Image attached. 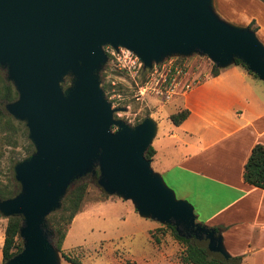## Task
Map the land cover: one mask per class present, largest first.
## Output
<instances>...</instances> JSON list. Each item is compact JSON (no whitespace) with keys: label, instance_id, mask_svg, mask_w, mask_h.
<instances>
[{"label":"water","instance_id":"1","mask_svg":"<svg viewBox=\"0 0 264 264\" xmlns=\"http://www.w3.org/2000/svg\"><path fill=\"white\" fill-rule=\"evenodd\" d=\"M212 2L0 0V68L18 94L4 109L25 123L34 146L13 167L20 192L0 201L5 218L22 219L23 249L4 264H55L46 218L88 174L142 217L171 225L181 238L205 239L210 252L229 258L221 235L197 224L193 207L152 172L145 152L155 122L147 117L129 128L114 120L97 77L111 47L135 54L145 70L174 54L198 53L218 69L238 60L264 84V47L251 29L218 19ZM67 76L73 79L63 92Z\"/></svg>","mask_w":264,"mask_h":264},{"label":"crops","instance_id":"2","mask_svg":"<svg viewBox=\"0 0 264 264\" xmlns=\"http://www.w3.org/2000/svg\"><path fill=\"white\" fill-rule=\"evenodd\" d=\"M232 2L241 9L240 27L254 22L255 36L264 47V5L259 0ZM179 106L188 111L179 126L172 124L170 115L153 120L152 172L185 185V199L192 197L193 205L176 199L189 203L194 212L198 206L203 226L225 228L220 235L228 257H240V264H264V190L242 178L252 147L264 145L263 82L233 64L200 80L181 97ZM4 230L0 218V264ZM172 244L152 247L146 255L132 250L128 254L135 264H180L177 255L182 249L177 241Z\"/></svg>","mask_w":264,"mask_h":264},{"label":"rangeland","instance_id":"3","mask_svg":"<svg viewBox=\"0 0 264 264\" xmlns=\"http://www.w3.org/2000/svg\"><path fill=\"white\" fill-rule=\"evenodd\" d=\"M236 1L243 3L245 0ZM212 8L218 19L232 26H242L239 15L241 9L239 6L234 5L232 0H213ZM234 10L235 15H233ZM249 26L256 28L255 24L251 25L250 23ZM170 60H176L177 63L187 62L193 67L194 76H199L200 80L212 74L214 66L206 56L198 53H192L188 56L174 54L165 58L160 64L153 62L151 70H146L147 72L140 70L134 75L117 69L112 64V59H108L107 63L97 72V77L105 100L110 104L111 109L115 110L114 120H119L127 127L134 128L147 117L159 121L168 115L182 111V107L179 106L181 97H174L168 102L156 99L153 96L137 100L138 88L148 79L158 77L157 72L161 71L160 66ZM0 72L2 78L6 80V70L0 68ZM72 79V76L64 78L60 83L62 90L65 84L71 85ZM0 108L6 114L4 106L0 105ZM12 120L16 131L8 132L5 128L0 127V183L2 185H13L14 189L19 187L20 192V185L14 178L13 167L18 162L29 158L27 157V147L30 140L28 139V133L26 136L24 135L25 129H27L25 123L13 118ZM118 129L117 126H113L110 131L114 133ZM162 178L167 187L174 192L176 198L186 200L193 205L192 197L189 196L185 199V195H187L185 185L178 183L176 178L174 180L166 177ZM80 183L86 184L87 189L78 213L69 224L67 237H65L66 239L62 245V253L65 255L79 261L80 264H135V261L129 256L128 250L144 252L143 255H146L153 249L152 247L165 249L176 242L174 227L142 217L135 210L130 200L104 193L97 184V175L88 174L71 183L65 195L61 198L59 207L55 208L50 215H66L65 212H62L64 198ZM96 203L98 204L96 205ZM194 213L196 223L204 225L203 211L197 206ZM0 218L2 219V225L6 227L7 218L1 212ZM46 221V229L53 231L51 221ZM147 234L151 236L150 241ZM18 239L23 246V239L20 236H18ZM179 246L181 249L183 248L181 244ZM55 258V264H70L61 257V253L58 251ZM139 262L137 261V263ZM148 264L157 263L150 262Z\"/></svg>","mask_w":264,"mask_h":264},{"label":"trees","instance_id":"4","mask_svg":"<svg viewBox=\"0 0 264 264\" xmlns=\"http://www.w3.org/2000/svg\"><path fill=\"white\" fill-rule=\"evenodd\" d=\"M259 1L264 5V0ZM252 24H254V22H252L251 25ZM248 28L253 32L256 31V28H251L250 26ZM234 64L245 67L238 60H235ZM142 70L145 69L142 67ZM144 72L147 71L145 70ZM218 73L219 69L216 66H213L211 75L217 76ZM68 87V84H65L63 90H66ZM17 98L18 94L14 86L7 79L4 80L0 72V105L4 106L7 103L15 101ZM187 116L188 111L182 110L177 113L171 114L169 116V119L173 125L179 126L187 118ZM0 127L5 128L8 132H11L12 130L14 132L15 130L12 117L7 113L5 114L4 112H2L1 108ZM27 133L28 131L27 129H25L24 135L26 136ZM27 152V157H29L34 152V146L31 142L28 143ZM154 154V149L149 146L145 152V158L147 160H151ZM242 178L245 184L264 190V145L256 144L252 147L250 155L246 163L244 164ZM86 189L87 185L84 183L76 185L64 198L62 212H65L66 215H49L46 221H51L53 225V231L47 229L51 234L50 240L52 246L56 251L60 252L61 257L70 264H80V262L62 253V245L65 240L69 224L80 209ZM18 193L19 187L14 189L13 185H2L0 183V201L12 199ZM21 224L22 219L20 217L7 218L2 246V262L13 258L15 255L19 254L22 251L23 246L18 239ZM210 229L214 230L217 235H220L224 230L223 227H214ZM174 237L176 241L183 246L182 251L177 255V260L180 264H240V257L225 258L219 253L210 252L207 247L208 242L205 239L197 240L194 237L181 238L175 233V231ZM155 240L157 241V239Z\"/></svg>","mask_w":264,"mask_h":264},{"label":"built area","instance_id":"5","mask_svg":"<svg viewBox=\"0 0 264 264\" xmlns=\"http://www.w3.org/2000/svg\"><path fill=\"white\" fill-rule=\"evenodd\" d=\"M104 52L108 59H112L114 67L119 70L134 75L142 70L140 60L126 49L120 48L115 51L111 47H105ZM160 67L161 71L157 72L158 77L148 79L138 88L137 100L153 96L168 102L174 97L185 96L200 82L199 77L193 74V67L187 62L177 63L176 60H170Z\"/></svg>","mask_w":264,"mask_h":264}]
</instances>
